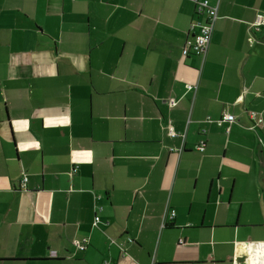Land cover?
Instances as JSON below:
<instances>
[{
    "label": "crops",
    "instance_id": "obj_1",
    "mask_svg": "<svg viewBox=\"0 0 264 264\" xmlns=\"http://www.w3.org/2000/svg\"><path fill=\"white\" fill-rule=\"evenodd\" d=\"M209 1L201 58L190 0H0V264L264 258V0Z\"/></svg>",
    "mask_w": 264,
    "mask_h": 264
},
{
    "label": "built area",
    "instance_id": "obj_2",
    "mask_svg": "<svg viewBox=\"0 0 264 264\" xmlns=\"http://www.w3.org/2000/svg\"><path fill=\"white\" fill-rule=\"evenodd\" d=\"M193 4H194V8H195V13L199 16H203L204 20L202 21H196V22H192L190 25V30L194 31L192 38L187 39L183 50H182V55L184 57H188L190 55L193 56H199L201 58H204L209 50V46L211 43V38H212V32H213V27H214V23L215 20L217 19V7L213 6L209 0H190ZM264 27V14L258 15L256 20L252 23V29L255 31H259L260 28ZM190 90L195 89L196 87L194 86H188L187 87ZM169 105L171 107L176 105V100L175 99H170L169 100ZM249 118L250 120H252L253 122L255 121L258 124H262L263 123V119L261 117V115L256 112V111H251L249 114ZM237 120L236 116L234 114L228 113V112H224L220 119L216 122L218 126H225L226 125V133L229 134L230 133V129H231V125L233 123H235ZM166 128L168 130V134L171 137H182L183 138V142H182V146L180 149H174V153H177L179 156L181 155L182 151H184V135H179L174 127L172 126V122L168 121ZM202 135H205L207 133L206 129H203L201 131ZM205 146L206 143L204 140H201L199 142V144L197 145V150L199 152H204L205 151ZM27 178L24 176L22 177L21 181H20V188L21 189H25L26 188V183H27ZM169 213V211H168ZM167 213V215H168ZM175 216V212L172 210L170 212V217H174ZM100 221L99 216L95 217L94 220V225H97ZM131 241V239H130ZM87 239H83L82 241H74V246L80 250V251H84L87 247ZM182 242V241H181ZM120 248L122 253L124 254V249H123V244H117ZM250 257V249L247 251V257H246V261H248ZM262 257H257V260H261ZM246 264H249L248 262H246Z\"/></svg>",
    "mask_w": 264,
    "mask_h": 264
},
{
    "label": "trees",
    "instance_id": "obj_3",
    "mask_svg": "<svg viewBox=\"0 0 264 264\" xmlns=\"http://www.w3.org/2000/svg\"><path fill=\"white\" fill-rule=\"evenodd\" d=\"M199 16V15H198ZM195 22V21H194ZM192 35H193V33L191 34V37H189L188 39H190V38H192ZM251 111H249V113H250ZM248 113V114H249ZM261 115V114H260ZM261 117H262V115H261ZM262 119H263V117H262ZM252 123H253V127L254 128H262L263 127V125H264V120H263V123L262 124H258V123H256L255 121L253 122L252 120H250ZM167 125V124H166ZM166 128V127H165ZM166 131H167V135L169 136V134H168V130H167V128H166ZM179 134V133H178ZM179 135H183V134H179ZM169 137H171V136H169ZM179 138H181V139H183L182 137H180V136H178ZM178 137H171V138H178ZM174 151V149H172V152ZM185 152V147H184V151H182V153H184ZM181 153V154H182ZM77 173V168H74L73 169V171H72V173H71V175H73V174H76ZM25 177H26V175H25ZM27 178V177H26ZM27 180H28V178H27ZM27 184V183H26ZM172 211V209L171 210H169V213H168V216H167V218L169 219L168 221H172V220H174V218H175V216H176V213H175V216L174 217H170V212ZM174 211V210H173ZM175 212V211H174ZM100 218V217H99ZM93 226L94 227H96L97 225H94L93 224ZM130 239H131V241H130ZM88 240V239H87ZM127 241L128 242H133V239L132 238H128L127 239ZM116 242V241H115ZM87 244H88V242H87ZM117 244H123V246H124V242H118ZM87 248V247H86ZM121 249V248H120ZM85 251V250H84ZM125 251V250H124ZM124 254H125V252H124ZM104 264H106V263H104Z\"/></svg>",
    "mask_w": 264,
    "mask_h": 264
},
{
    "label": "bare ground",
    "instance_id": "obj_4",
    "mask_svg": "<svg viewBox=\"0 0 264 264\" xmlns=\"http://www.w3.org/2000/svg\"><path fill=\"white\" fill-rule=\"evenodd\" d=\"M230 131H231V129H230ZM246 257H247V255H246ZM256 260H257V258H251V257H249V259H248V263L249 264H264V258H261V260H258L257 262H256Z\"/></svg>",
    "mask_w": 264,
    "mask_h": 264
}]
</instances>
